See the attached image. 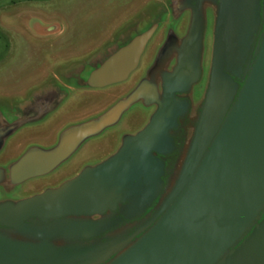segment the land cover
<instances>
[{"label": "water", "instance_id": "water-1", "mask_svg": "<svg viewBox=\"0 0 264 264\" xmlns=\"http://www.w3.org/2000/svg\"><path fill=\"white\" fill-rule=\"evenodd\" d=\"M196 1L185 42L188 49L198 42L203 20L201 2L205 0ZM209 1L218 4L212 74L193 146L156 223L110 264H264V219L255 225L264 212V35L237 99L216 135H208L235 87L225 68L239 76L246 61L260 21L258 0ZM155 31L116 52L91 75L89 85L99 89L126 82L139 68ZM142 89L129 103L138 100ZM126 108L123 102L102 119L68 131L52 152H29L12 168V182L21 185L49 175L84 141L117 124ZM159 117L147 133L157 128ZM147 133L126 140L117 156L62 188L15 207H0V220L22 227L30 218L48 221L105 213L142 174L150 179L161 172V164L151 155L157 135ZM115 254L90 258V252L61 251L47 243L18 242L0 234V264H105Z\"/></svg>", "mask_w": 264, "mask_h": 264}, {"label": "rangeland", "instance_id": "rangeland-1", "mask_svg": "<svg viewBox=\"0 0 264 264\" xmlns=\"http://www.w3.org/2000/svg\"><path fill=\"white\" fill-rule=\"evenodd\" d=\"M192 3L190 0H0V134L20 135L18 141L22 145L67 135L68 131L96 121L101 108L118 107L139 96L140 88L131 92L143 79L150 80L162 71L163 65L157 58L166 43L178 38L180 41L189 33L197 9ZM201 3L203 19L206 17L204 52L210 65L216 16L212 6L218 9V4L209 0ZM260 16L240 71V85L222 104L217 113L218 123L215 118L208 135H216L257 59L264 35V12ZM153 29L155 34L139 69L125 85L105 90L86 87L98 62ZM203 91L202 84L195 86L191 94L199 100ZM39 101H45L43 108L38 106ZM136 113L135 110L126 113L119 123L84 141L49 175L21 185L7 179L0 184V198L12 201L37 198L58 190L103 158L108 160L126 138L145 124L144 115ZM55 141L46 152L59 146L58 139ZM34 150L39 149H31ZM3 154L1 151L0 161L9 158ZM16 164L11 163L10 169ZM263 219L264 212L255 225Z\"/></svg>", "mask_w": 264, "mask_h": 264}, {"label": "crops", "instance_id": "crops-1", "mask_svg": "<svg viewBox=\"0 0 264 264\" xmlns=\"http://www.w3.org/2000/svg\"><path fill=\"white\" fill-rule=\"evenodd\" d=\"M200 24L198 42H196V44L190 49L185 46V42L190 35V30L189 33L180 41V38L175 41H168L163 53L157 58V60H159L163 65V68H161L162 71L150 80L146 81L143 79L144 82H142L139 86V88L143 89L136 102L129 103L128 99L124 101V103L127 104V108L121 118L126 113H131L135 110L137 111L136 114L141 112L142 115H144L143 119L145 120V124L138 132L133 133L132 136L126 138L125 141L118 146L117 151L111 154L108 160L117 156L122 151L126 140L135 139L139 135L147 133L149 128L153 125L154 119L157 116H160L157 128L154 129L153 132L150 131L146 135H157L152 141L153 150L151 155L161 164V172L156 177L150 179L142 174L141 177L133 182L121 201L103 214L92 215L96 216L98 220L93 221L94 223H91L90 225L84 224L80 228V231L84 232L83 237L86 239L93 237L99 238L103 235L110 234L114 230V234L110 235L111 237L109 241L104 245L101 244L98 246L96 256L105 253L108 246L119 243L122 238L126 237V235H128L132 230H135L136 227H138V231L131 236V239L140 236V234L146 230V228H139L142 219H145V221L150 220V225L148 224V227H150L154 211H158V214L152 218L156 221L180 179L197 135L211 82L213 57L211 59V64L209 65L208 57H206L204 52L206 33L203 28V22ZM97 69L93 68L91 75ZM127 81L118 85L99 89L91 87L88 81L86 87L93 90H105L125 85ZM202 84L204 87L202 99L195 100L191 94L192 90L195 86ZM129 88L126 90H129ZM145 102L148 107H144ZM136 103H139V105L135 106ZM155 105L158 106V109ZM116 108L117 105H109L101 108L96 115V121L109 115ZM188 117L190 118L191 123L190 126L186 128L187 135H179V124L183 125L185 123L184 120ZM19 136L20 135L14 134L8 135L7 133L0 134V152L4 151L3 155L9 156L6 161H0V184L7 181V179L9 180V183H13L10 174L12 168L10 169L9 167L11 166V163H14L15 161L18 163L31 151V149L35 148L46 151L47 149L52 148V146L55 145L54 143L56 142V139H58L57 145H59L65 137V135H54V137L50 136L45 139L33 140L27 145H22L21 142L18 141ZM1 156L0 158H2ZM108 160L107 157L103 158L101 161L86 170L94 169ZM81 174L82 173H78L73 180ZM122 219L125 220L126 223L124 228L122 227V229H120L121 227L119 225V221ZM67 230L71 232H78L79 228L76 226H73L72 228L70 226ZM65 231V229H62L63 233ZM58 250L77 251L72 249Z\"/></svg>", "mask_w": 264, "mask_h": 264}, {"label": "flooded vegetation", "instance_id": "flooded-vegetation-1", "mask_svg": "<svg viewBox=\"0 0 264 264\" xmlns=\"http://www.w3.org/2000/svg\"><path fill=\"white\" fill-rule=\"evenodd\" d=\"M193 1L194 3H192L191 5L193 7H197L198 3L196 0H190ZM212 8H215V25H216V21H217V14H218V9L215 6H212ZM258 8H259V16L261 15V11L264 12V0H258ZM261 17V16H260ZM206 20V17H204V19L202 20L203 22V28L206 32V22L204 21ZM205 22V23H204ZM113 55V53L109 54L108 56L103 58V61L98 62L97 66H95L94 68H98L100 67L102 64H104L111 56ZM241 71V70H240ZM224 72L226 74H228L229 76L232 77L234 84H235V88H238V86L240 85V77L239 76H233L231 75L228 71L227 68H225ZM241 76V74H240ZM144 82V80H142L139 85L131 92V94L136 91L137 88H139L140 84ZM130 94V95H131ZM45 105V101H39L38 102V106L43 108ZM158 109V106L155 105ZM144 107H148L147 103H144ZM228 114V113H227ZM216 118V123H218L219 117L217 115ZM226 118V117H225ZM224 120V119H223ZM222 120V121H223ZM184 124L180 125L179 124V135H187V131L186 128L188 126H190L191 120L190 118H186L184 120ZM222 123V122H221ZM217 125V124H216ZM22 201H12V200H7V199H3L0 198V207H4V206H17L19 203L23 202ZM158 214V211H154L153 213V217L156 216ZM151 218V226L148 227V224L150 225V220L145 221V219L141 220V225L139 226L140 229H145V231H143L140 236H138L137 238H135L134 240L131 239V236L138 231V227L135 228V230H132L128 235H126V237L122 238L119 243H116L115 245H111L108 246L107 250L105 253H116L114 256H112V258H110V260L108 262H106L105 264H110L114 259H116L120 254H122L123 252H125L130 246H132V244L134 242H136L140 237H142L144 234H146L148 232V230L156 223V221H154V219ZM98 218L96 216H84V215H70L67 217H63L59 220H48V221H42L41 219L38 218H30L26 221H24L23 226L22 227H14V226H10L9 220H0V234L10 240H14V241H18V242H24V243H31V244H50L52 246H54L55 248L58 249H72V250H77V251H85V252H90V258H95L96 257V250L98 248V246H100L101 244L104 245L106 244V242L109 241L110 239V235L114 234V230L107 235H103L99 238L93 237V238H89L86 239L83 237L84 232L80 231V228L85 224V225H90L91 223H94L93 221H97ZM120 229H122V227L124 228V225L126 223L125 220H120ZM76 226L79 228L78 232L76 231H68L67 229L69 227ZM65 229L66 231L63 233L62 229ZM88 233V232H87ZM22 236L24 238H17L14 239L12 238V236ZM103 253V254H105ZM100 256V255H99Z\"/></svg>", "mask_w": 264, "mask_h": 264}]
</instances>
